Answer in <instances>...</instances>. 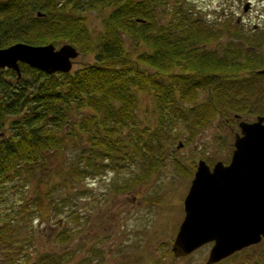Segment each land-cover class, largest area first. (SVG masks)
Returning a JSON list of instances; mask_svg holds the SVG:
<instances>
[{
  "label": "trees",
  "instance_id": "1",
  "mask_svg": "<svg viewBox=\"0 0 264 264\" xmlns=\"http://www.w3.org/2000/svg\"><path fill=\"white\" fill-rule=\"evenodd\" d=\"M168 1L0 0V47L56 43L61 35L81 51L96 50L92 62L73 72L48 74L22 63L15 81L13 69L0 71V247L7 257L2 264H16L21 256L31 259L29 264H66L70 247L36 248L28 255L26 247L35 246L34 229L22 246L15 233L27 226L13 227L15 219L59 217L48 240L70 244L86 217L80 206L87 197L86 176L130 168L141 153L150 155L154 168L171 133L161 122L143 132L135 128V90L152 92L160 110L181 115L191 134L215 117L229 121L230 111L240 116L254 102L249 93L264 78L258 72L264 69V33H247L230 14L207 19L185 0L164 9ZM85 7L111 8L95 39L77 14ZM124 36L143 48L131 53ZM199 91L206 94L201 103L181 104ZM255 95L264 97V91ZM67 144L76 150L68 154ZM128 176L127 181L117 177L111 187L125 189L144 177ZM263 245L264 239L220 262L264 264ZM88 261L95 264L88 257L78 264Z\"/></svg>",
  "mask_w": 264,
  "mask_h": 264
},
{
  "label": "rangeland",
  "instance_id": "2",
  "mask_svg": "<svg viewBox=\"0 0 264 264\" xmlns=\"http://www.w3.org/2000/svg\"><path fill=\"white\" fill-rule=\"evenodd\" d=\"M180 0H169L170 5ZM193 9L205 14L207 19L224 17L230 14L232 18L240 21L244 30L253 33L255 30L264 33V0H185ZM245 5L247 8L245 10ZM162 7V9H163ZM106 7L99 9L83 8L78 15L84 18L86 26L90 30L93 39L102 29V18L110 11ZM26 17L21 15V21ZM57 36V35H56ZM60 37L54 43L55 47L63 43H69L79 52L73 60L70 72H73L83 63L92 62L95 49L79 50L68 37ZM125 46L136 53L143 47L137 45L124 36ZM225 38H222L223 42ZM44 43V44H49ZM43 43L40 45H44ZM262 46H264V41ZM245 73H239V75ZM238 75V74H237ZM254 102L240 115V119L247 121L255 120L256 116L264 112V97L256 98L255 94L263 93L264 78L256 80L252 86ZM136 105L134 108L133 122L140 132L144 127L147 130L156 128L161 122L166 133H171L169 144L164 145L163 155L154 162V168L150 167L149 154L139 155L136 165L122 169L103 171L102 174L86 176L83 180L87 197L80 203L84 206L85 219L82 225L75 231L70 244L57 245L53 240H48L47 235L56 230L57 218L54 215L48 219L39 221L34 219L26 222L18 216L11 225L15 227L27 226L26 229L16 231V239L24 246L26 235L33 234V245L27 246V254H35L36 248L62 250L70 247L69 259L66 264H78L88 257L95 264H206L209 249L212 242H208L186 256L176 257L171 247L178 227L184 216L183 200L190 186L199 159H204L209 166L217 161L229 162L234 148V134L239 133V119L233 112H229V121L223 117H215L205 125L196 127L191 134L190 130L183 125L184 119L178 113L164 112L160 110L154 94L147 90H135ZM206 94L199 91L193 101L181 103L185 108H192L205 100ZM161 111V112H160ZM240 114V113H239ZM171 129V130H170ZM7 135L8 130L3 129ZM173 130V132H172ZM165 133V134H166ZM147 133H145V136ZM3 134H1L2 136ZM179 143H181L180 146ZM76 148V147H75ZM82 148V147H81ZM64 150L70 154L76 149L72 144H67ZM141 151V150H139ZM66 156V154H65ZM68 159V157H66ZM103 163H106L104 161ZM145 166V167H143ZM141 175L137 183H131L125 189H114L111 182L117 177L128 179V174ZM121 180H119L120 182ZM118 182V183H119ZM34 184L30 187L32 191ZM64 219V217H62ZM70 225V224H69ZM36 237V238H35ZM24 239V240H23ZM7 246L6 244H4ZM264 246V245H263ZM262 246V247H263ZM69 249V248H68ZM6 250L0 247V264L6 260ZM253 252V251H249ZM250 254L247 256L249 257ZM32 259L33 256H30ZM229 257V256H228ZM21 256L16 264H29L32 260L25 261ZM235 259V258H233ZM246 261V260H245ZM237 262V260H236ZM217 264H229L222 261ZM88 264L89 263L88 261ZM215 264V263H214ZM239 264H248L239 262Z\"/></svg>",
  "mask_w": 264,
  "mask_h": 264
},
{
  "label": "water",
  "instance_id": "3",
  "mask_svg": "<svg viewBox=\"0 0 264 264\" xmlns=\"http://www.w3.org/2000/svg\"><path fill=\"white\" fill-rule=\"evenodd\" d=\"M78 54L69 43L19 41L0 48V68H12L20 77V61L50 74L70 72ZM238 126L228 164L217 161L210 169L205 160L197 162L171 247L176 257L212 242L206 264H214L264 238V116L241 119Z\"/></svg>",
  "mask_w": 264,
  "mask_h": 264
},
{
  "label": "flooded vegetation",
  "instance_id": "4",
  "mask_svg": "<svg viewBox=\"0 0 264 264\" xmlns=\"http://www.w3.org/2000/svg\"><path fill=\"white\" fill-rule=\"evenodd\" d=\"M0 48H3V47H0ZM22 63H25V62H20L19 61V63H18V65H19V68H20V65L22 64ZM25 64H27V63H25ZM28 65V64H27ZM5 69H12V68H7V67H3V68H0V71H2V70H5ZM14 70V69H13ZM15 71V70H14ZM16 72V71H15ZM20 73H21V69H20ZM16 74H17V72H16ZM48 74H50V73H48ZM52 74V73H51ZM20 77H21V75H20ZM19 76H18V74H17V76H16V78H15V81L17 80V79H19L20 78ZM9 79H11V77H8V80ZM235 118L236 119H239V116H236L235 115ZM240 120V119H239ZM244 120V119H243ZM247 121V120H246ZM249 122H251V121H249ZM239 127V126H238ZM240 129V128H239ZM237 133V132H236ZM239 133H240V131H239ZM234 138H235V134H234ZM229 162H230V160H229ZM229 162H227L226 164H228ZM210 167V169H212V167H213V165L212 166H209ZM194 173H195V171H194ZM194 176V175H193Z\"/></svg>",
  "mask_w": 264,
  "mask_h": 264
}]
</instances>
